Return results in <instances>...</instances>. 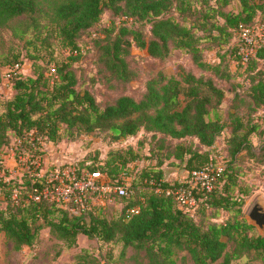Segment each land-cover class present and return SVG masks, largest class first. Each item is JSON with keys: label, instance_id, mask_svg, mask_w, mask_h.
Instances as JSON below:
<instances>
[{"label": "trees", "instance_id": "trees-1", "mask_svg": "<svg viewBox=\"0 0 264 264\" xmlns=\"http://www.w3.org/2000/svg\"><path fill=\"white\" fill-rule=\"evenodd\" d=\"M229 2L65 0L49 11L40 0H0V27L19 15L43 12L57 25L69 48V55L55 65L53 75L36 61L33 75L23 76L22 71L12 70L16 92L5 101L0 114V147L9 144L15 135L19 150L32 154L31 163L42 152L45 140L58 142L63 137L99 130L119 141L144 128L159 133L163 141L177 139L169 155L183 160L188 170L203 167L216 160L209 149L202 150L201 146L214 145L223 128L222 115L216 109L226 96L220 81L228 82L234 93L227 112L231 159L194 213L180 208L175 197L165 192L181 182L167 181L163 170L156 167L142 169V183L134 181L137 185L129 186V196L115 194L125 205L112 219L102 213V205L93 201L96 192L89 196V207L78 211L75 201L66 205L30 197L33 185L48 184L46 177L26 174L21 182L10 177L0 180L7 202L6 207H0V232H5L16 248L32 244L40 229L49 226L69 246L76 244L79 233L106 241L118 238L123 245L144 249L147 264H176V247L186 248L196 264H209L222 255L225 263H230L233 256L244 251H253L264 264V236L252 233L255 227L244 215L242 195L250 188L241 185L236 169L243 151L264 163V113H257L264 108V38L246 65L239 53L246 44L239 31L254 26L260 13L264 21V0H240L242 8L238 12L224 9ZM105 10L111 11L112 19L101 25ZM32 18L37 27V18ZM85 34L95 35L92 39L98 71L112 86L124 85L137 76L128 60L133 44L146 55L159 58L167 57L173 48L183 49L207 73L196 74L177 63L170 72L161 70L149 77L139 98L122 93L102 103L78 85L74 55L80 54V38ZM209 49L215 50L217 60L205 58ZM233 60L236 69L232 68ZM16 63L22 61L7 66ZM253 134L259 136V144L253 143ZM188 136L198 139L196 145L185 139ZM98 153L86 167L118 180L129 173V164L139 157L133 146L111 150L105 161H96ZM132 207H139L138 212H131ZM224 211L230 214L222 217ZM231 241L233 249L229 251Z\"/></svg>", "mask_w": 264, "mask_h": 264}, {"label": "rangeland", "instance_id": "rangeland-1", "mask_svg": "<svg viewBox=\"0 0 264 264\" xmlns=\"http://www.w3.org/2000/svg\"><path fill=\"white\" fill-rule=\"evenodd\" d=\"M65 0H40L42 6L52 11L53 8ZM215 2V0H213ZM240 0H230L224 7L225 10L241 11ZM255 22L257 32L264 38L263 14L257 15ZM36 17L38 26L33 23ZM112 19L110 10L102 14L101 25H107ZM95 35L85 34L80 38V54L74 55V66L79 77V87L90 90L102 103L112 100L119 94L127 93L139 98L146 89V81L159 71L170 72L177 63H181L196 74L207 73L202 71L192 59L190 53L180 48H173L165 58L146 55L135 44L132 45L131 54L128 56L130 66L137 71V76L124 85L112 86L107 77L98 71L96 61L97 49L93 45ZM258 37V34H257ZM260 38V39H261ZM209 43V40H202ZM69 55V48L63 43L57 25L43 12L34 15L22 14L11 19L7 25L0 27V114L5 109V101L11 98L16 90L13 87L12 77L9 76L8 66L10 62L20 59L23 76L33 75V63H40L49 75L55 72V65L63 61ZM205 58L209 61L217 60L215 50H206ZM232 68L236 69V61H231ZM264 64V61H263ZM243 76L241 75V78ZM225 88L226 96L216 109L221 113L220 119L223 128L219 133L214 145L201 146L202 150L209 149L211 156L217 162L227 166L231 155L228 152V139L230 126L227 112L230 109V100L234 93L231 85L226 81H220ZM261 116L264 108L257 112ZM159 133L142 128L134 135L122 140H114L110 134L95 130L93 132L78 133L74 137H63L58 142L45 140L42 142L41 153L34 156L36 159L31 163V153L24 149L19 150V141L15 135L11 136L9 144L0 147V160H2V172L7 177H14L18 182L28 176L46 177L47 180L56 179V172H63L69 167H76L80 171H89L87 163L92 162L98 150V158L95 160L105 161L113 149L128 148L133 146L138 158L129 164V173L124 175L125 181L131 187H135L134 181H139L141 171L145 167H156L163 170V177L169 182H184L188 178V169L180 158L170 156L171 144L177 139L163 141ZM187 141L198 139L188 136ZM254 144L260 143L257 134L252 135ZM19 151H22L19 153ZM89 153V156L87 154ZM237 171L239 172L241 185L250 188L248 194H243L244 215L250 204L257 196L264 197V163L259 162L247 151L239 154ZM88 158L85 162L84 158ZM34 164L35 166H31ZM38 168V170H36ZM136 179V180H135ZM114 180H118L114 178ZM144 183V181H143ZM18 187V186H17ZM136 189V188H135ZM18 192V189L16 190ZM236 195H241L236 191ZM103 197L101 198V200ZM93 201L102 205V213L108 219H112L123 209L125 202L119 196L113 194L99 201V195H93ZM7 202L0 190V207H6ZM228 211L223 212L225 217ZM221 217V218H222ZM249 222V220H248ZM252 233H260L254 225ZM233 249L232 241L227 250ZM176 264H196L191 253L183 247H176ZM147 264L148 258L145 250L133 245H123L122 241L115 238L110 241L98 237H91L79 233L76 244L69 246L67 241L55 234L51 227L44 226L40 229L36 239L30 245L23 244L19 248L5 232H0V264ZM262 264L261 260L254 256L253 251H244L239 256H233L230 263H225L222 255L216 261L209 264Z\"/></svg>", "mask_w": 264, "mask_h": 264}, {"label": "built area", "instance_id": "built-area-1", "mask_svg": "<svg viewBox=\"0 0 264 264\" xmlns=\"http://www.w3.org/2000/svg\"><path fill=\"white\" fill-rule=\"evenodd\" d=\"M256 26H244L239 31V36L246 42L239 51L244 65H246L249 56L254 54L259 40L262 39L255 30ZM20 67L21 63H16L13 67L8 66L9 76L12 77V70H21ZM223 168V164L211 160L203 167L188 170L186 181L176 186L167 187L165 192L175 197L180 208L194 213L200 202L206 197V193L215 186ZM7 179L9 178L6 173L2 172V160H0V180ZM47 182V185H33L29 194L30 197L34 200L44 198L66 205L75 201L78 205L76 208L78 211H85L89 207V196L92 192L99 195V201L102 203L107 196L113 194L129 196L132 193L124 177L122 180H114L108 173L101 170L80 171L76 167H69L63 172H56V179L47 180ZM14 195L16 196L17 192ZM138 208L132 207L130 210L131 212H138Z\"/></svg>", "mask_w": 264, "mask_h": 264}, {"label": "water", "instance_id": "water-1", "mask_svg": "<svg viewBox=\"0 0 264 264\" xmlns=\"http://www.w3.org/2000/svg\"><path fill=\"white\" fill-rule=\"evenodd\" d=\"M249 223L255 225L264 236V197L257 196L247 209Z\"/></svg>", "mask_w": 264, "mask_h": 264}]
</instances>
